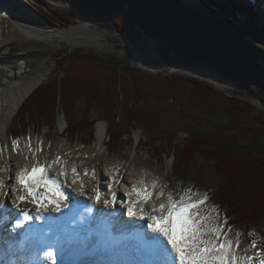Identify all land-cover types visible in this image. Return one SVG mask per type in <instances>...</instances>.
<instances>
[{"label":"trees","instance_id":"1","mask_svg":"<svg viewBox=\"0 0 264 264\" xmlns=\"http://www.w3.org/2000/svg\"><path fill=\"white\" fill-rule=\"evenodd\" d=\"M41 5L49 10L46 16L63 26L74 24L76 15H81L95 25L115 29L130 41L142 30L154 42L151 51L158 56L159 67L147 59L146 66L156 72L144 70L139 63L110 66L94 53L77 50L67 56L61 51L59 56H66L57 60V67L63 76L43 84L27 98L13 121L14 136L32 125L53 128L60 109L73 137L89 130L92 139L95 122L90 111L94 109L107 122L109 142L130 134L120 130L123 122L130 128H149L156 117L128 114L120 107V88L133 101L175 99L186 102L190 111L209 112L224 100L229 130L264 138V120L258 126L252 123L255 109L248 101L227 97L199 78L167 74L177 67L212 69L217 76L228 74L239 83L238 95L264 104V0H42ZM77 101L88 108L81 123L75 119ZM259 116L264 119V112ZM190 137L192 150L184 148L176 157V177L186 179L197 157L212 163L220 178L216 200L230 223L245 230L257 222L264 212V149L237 150L231 142L205 131Z\"/></svg>","mask_w":264,"mask_h":264},{"label":"rangeland","instance_id":"2","mask_svg":"<svg viewBox=\"0 0 264 264\" xmlns=\"http://www.w3.org/2000/svg\"><path fill=\"white\" fill-rule=\"evenodd\" d=\"M11 1L14 3H12V6L16 9L24 10L28 7L27 13L23 11L25 14L29 13L25 20L40 30L56 28L64 30L76 25L83 26L80 30L82 35L79 36L88 40L90 44L75 45L69 40L61 39L59 35L55 37L47 36L48 38H42V35H37L36 37L41 38L40 40L31 39L23 35L19 29L18 31L15 29L13 19H6L5 21L0 19V94L5 91L12 97L11 89L17 83L43 78L38 83L39 85L28 95L27 98H29L43 84L62 77L63 73L58 70L57 60L66 55L70 56L77 50L82 51L85 55L91 53L99 55L107 59L110 66L120 62L122 67H132L139 63V66L144 69L148 68L145 63V59H147L149 63L159 67V58L154 50L151 51L154 42L142 34L130 41L115 29L95 25L86 18L81 17V15H76L74 24L63 26L46 16L45 12L48 13L49 10L42 8V0ZM4 2L2 0L3 4ZM20 3L23 4V8H21ZM0 9L4 10L5 8L0 6ZM6 12L8 13L9 10H6ZM85 23H88V27L84 26ZM97 32H105L106 35L104 37L99 35L101 38L99 39ZM3 41L7 43H2ZM61 51L67 52V54L59 56ZM142 58H144V63ZM199 68L201 67H177L168 71L167 74L196 77L210 83H212L209 80L210 78L218 79L223 91L217 84L212 83V85L218 92L224 93L225 96L230 98L231 96L228 95H238L241 91L239 83L236 84V81L234 82L230 77L217 76L212 69L206 71L202 68L204 72H201ZM47 74L49 75L47 76ZM119 92L120 107L126 110L128 114L135 112L138 115H144L143 113H145L149 116H147L148 118L151 116L156 117L155 120L150 119L152 123L149 124V128L142 125L130 128L128 124L123 122L120 130L123 132L130 131V134L117 137L116 141L108 142L107 123L100 120L102 114L97 109H94L90 111L91 120L95 122L93 127L95 133L92 134V139L89 136V130H84L80 135L73 137L70 133L67 134L70 129L67 126L68 123L64 112L60 109L53 128L43 125H40V127L32 125L29 133L16 140L18 141V146L13 147L12 141L15 139L12 136L11 128L16 118L15 115L7 131L5 128L0 129V173L7 174L10 171V168L6 165L8 163L9 150H16L19 161H21L25 149L31 156L40 154L45 160L46 168L60 171V174L73 173L72 169L75 168L76 174H73L80 175L77 170L79 166L83 165L86 169L84 175L89 178H96L97 170L100 167L104 178L102 175L98 177L104 183L109 181V178L105 180V176L110 173V169H114L120 163L123 167L121 176H126L128 184H132V179L139 177L140 182H138V185L140 187L146 186L150 191L152 189L153 194L163 191L165 194L163 198L165 199H167L166 196L169 193L172 194L173 198H180L182 195L186 197L198 191V193H206L209 199L200 208V212L202 214L212 213L211 206L216 205L219 216L224 218L221 204L216 200V190L219 187L220 178L215 171L214 165L197 157L193 159L191 174L186 179H180L174 175V168L178 163L177 160L175 163V159L182 149L188 150L189 148L188 151L192 150V138L190 135L196 131H205L209 135L227 140L237 150L243 151L254 148L264 149V138L255 137L253 134L243 135L237 130H229L227 127L229 117L224 111L226 107V101L224 100H221L218 107L214 110L203 112L198 109L190 111L187 109L186 102H181L180 100L165 99L157 102L155 99H150L133 101L127 98L122 89L120 90L119 88ZM238 96L248 101L255 109V114L251 118L252 123L256 126L261 125L264 119L259 116V112H264L263 102L257 99H249L246 96ZM73 108L75 109L76 121L81 123L80 120H82L83 114L86 110L88 111L86 104L82 101H77ZM102 126L104 129L103 144L96 145L97 135ZM32 132L34 133L33 136ZM57 157H59V161L56 160ZM19 161L18 164H20ZM62 168L65 170H61ZM48 169L47 171H49ZM89 169L91 171L94 169V172L90 173ZM15 176L14 174L13 177L15 178ZM110 179L111 181L114 180L112 177ZM154 183L155 187H153ZM128 184L121 186L123 192H125ZM186 189L191 191L186 192ZM231 228L235 230L234 227ZM248 229H255L257 233L264 235V212L260 214L257 222L248 225L245 230L241 231ZM252 238L255 239L257 237Z\"/></svg>","mask_w":264,"mask_h":264},{"label":"snow or ice","instance_id":"3","mask_svg":"<svg viewBox=\"0 0 264 264\" xmlns=\"http://www.w3.org/2000/svg\"><path fill=\"white\" fill-rule=\"evenodd\" d=\"M12 145L17 147L18 141L13 140ZM56 160L59 161V157ZM72 172L76 174V169L73 168ZM15 179L22 189V193L16 196V200H29L37 205L36 210L41 215L49 205H54L56 212L60 211L61 205L55 197L62 193L48 179L47 168L44 164L33 163L30 168L27 166L21 168ZM3 187L4 181L0 180V189ZM108 187L110 189L111 185ZM95 190L96 199L99 201L100 190L99 188ZM12 191L17 192L18 189L13 187ZM132 191L136 193V197L128 203V211L133 215L139 212L142 218L148 216L145 203L152 197V191L147 187L136 185L132 186ZM185 191L190 192L191 190L186 189ZM158 195L163 197L165 194L161 191ZM116 199L117 193H113L112 206L115 205ZM208 199L205 193L195 200L183 195L177 200L169 193L166 201L152 210L154 215L149 218L153 220V223L149 224V227L153 228L158 235L151 239L158 245L160 253L171 256L172 260L178 261L179 264H264V247H262L264 235H260L255 229L233 230L227 217L219 216L216 205L211 206L212 213L202 214L200 208L206 204ZM141 202H143L142 205ZM24 219L29 220L31 217L25 212ZM161 236L165 238L167 245L171 246L170 250L164 241L160 240ZM249 249L253 251L250 252ZM46 255L52 258L53 253L49 251Z\"/></svg>","mask_w":264,"mask_h":264},{"label":"bare ground","instance_id":"4","mask_svg":"<svg viewBox=\"0 0 264 264\" xmlns=\"http://www.w3.org/2000/svg\"><path fill=\"white\" fill-rule=\"evenodd\" d=\"M4 1L5 2L3 4L2 0H0V6L5 8L4 10L0 9V19H3L4 21L6 19H13L14 20V26L16 27L15 29H17V31H18V29L20 31H22L23 35L28 36L31 39H37V40L41 39L39 37H36L37 35H39V36L42 35V38H45V37L48 38L49 36L55 37L56 35H59V37H61V39L69 40L75 45H84V44L89 45L90 44V42L88 40L79 36V35H82L80 30H81V27H83V26H77L76 25V26H73L71 28L64 29V30L59 29V28L50 29V30L45 29L46 31L40 30L38 27L31 25V23L29 21L25 20L26 17L29 16V13L28 14L24 13V12L27 13V10H29L28 7H26L24 10L16 9L12 6L13 1H11V0H4ZM25 4H27V2H25ZM20 6H21V8H23L22 3H20ZM6 10H9V12L7 13ZM25 22H27V23H25ZM84 26L88 27V23H85ZM95 35H96V33H95ZM99 35H100V37H104L106 35V33L105 32H100V33L97 32L98 37H99ZM100 37H99V39H101ZM5 42L6 41H3L2 43H5ZM48 75L49 74H47V76ZM42 79L43 78H39V79L28 80L26 82L17 83L16 85H14L13 89H11L10 93H12V97L9 93H7L5 91L2 92V94H0V129L5 128L6 131L9 129L10 124L13 121V118L19 112L21 105H23V102L25 101V99L36 88V86L39 85L38 83H40V81ZM103 133H104V129L102 126V128L99 129V132L97 135V144L96 145L103 144ZM33 135H34V133L32 132V136ZM23 150H24V148H23ZM13 157H15V158H13ZM18 158L19 157L16 155V150H11V151L9 150V154H8V158H7L8 163L6 165L8 168H10V171L7 174L0 173V180L4 181V187L2 189H0V193L3 196H5L7 200H13V199L15 200L16 199L15 195L16 194L18 195V193H20V194L22 193L21 186L19 184H17L16 179L13 177L14 174L16 175L17 172L20 171V169L25 167V166L30 168L33 163H40V164L45 165V160H43V158L40 154L31 156L30 153H27L26 149H25V153H24L23 157H21V161H19ZM16 159L20 162V164H18V161ZM11 164H12V167H11ZM86 165H87V163H86ZM72 167H74V166H72ZM122 168H123L122 165L120 163H118L117 167H115L114 169L113 168L110 169V173L107 176H105V180L109 178V181L105 182V183H104V181H100L99 177H98V176L102 175L104 178V174L102 173V169H100V167L97 170V175L95 173V175L97 176L96 178L86 177V175H84V172L86 171V169H85V167H83V165L79 166L78 170H77V171H79L78 173H80V175H74L71 172H67V174H60V171H53L52 169H48V168L47 169L49 171H47V175H48V179L52 180L51 182L59 190V192H60L59 185H64L65 182H68V180H70L71 183H75V184H72L73 190L79 188V184H81V185H83V193L86 194V196H88V197H93L95 195V193L93 192L94 188L95 189H97V188L102 189L103 188L104 190H107V189L109 190L108 185H111L112 190L114 189L117 194H122L123 188L121 186H123L124 184H128V180H127L126 176L125 175H123V177L121 176L122 175ZM61 170H65V169L62 168ZM92 171L94 172V169ZM92 171L90 170V173H92ZM77 177H79V178H77ZM111 177L114 178L113 181H111V179H110ZM67 178H69V179H67ZM74 178L79 179L80 181H77L78 182L77 183V182H75L76 179H74ZM139 180H140L139 177L135 178L134 180L132 179L133 183L128 184L130 186V188L125 189V191L128 192V195H129V193H131V197H133L132 199H135V196H136V193L132 191V186L136 185L139 187V185H138L139 184L138 182H140ZM13 187H16L18 189V191L13 192L12 191ZM7 191H8V194L5 195L4 193ZM40 191H43V189H40ZM203 194H204L203 192H201V193L196 192L190 198L195 200V199L201 197ZM154 195H156V199L158 201H160V203L166 201L165 198L160 197L157 193H154ZM123 196H124V193H123ZM194 196H196V197H194ZM187 197H189V196H186V198ZM63 198L64 199L66 198V194L63 196ZM63 198L60 197L59 195H57L55 197V199L58 201L59 204L63 203ZM166 198H167V196H166ZM174 199H178V197L174 198ZM157 200H155V201H157ZM20 204L22 205L21 207H23L24 205H27V204H31L32 206H34V208H37V205L31 203L29 200H24ZM53 207H54V205H49L48 209H51ZM154 207L155 206L153 204L151 208L153 209ZM249 251L251 252L253 250L249 249ZM167 257L168 258L166 259L165 264H169L170 261H171V264H177V263L179 264L178 261H173L171 256H167Z\"/></svg>","mask_w":264,"mask_h":264},{"label":"water","instance_id":"5","mask_svg":"<svg viewBox=\"0 0 264 264\" xmlns=\"http://www.w3.org/2000/svg\"><path fill=\"white\" fill-rule=\"evenodd\" d=\"M141 34L143 35V36H145L147 39H149V37L144 33V32H142L141 31ZM142 62L144 63V58H142ZM200 70H201V72H204L203 71V69L202 68H199ZM144 70H150V71H153V72H156V70L155 69H151V68H144ZM227 76L229 77V75L227 74ZM212 83H215V84H217V86L221 89V84H220V81L218 80V79H215V78H210L209 79ZM222 90V89H221ZM223 91V90H222ZM228 96H231V97H234V98H237V99H240V100H242V101H245L244 99H242L240 96H238V95H234V94H232V95H228Z\"/></svg>","mask_w":264,"mask_h":264},{"label":"clouds","instance_id":"6","mask_svg":"<svg viewBox=\"0 0 264 264\" xmlns=\"http://www.w3.org/2000/svg\"><path fill=\"white\" fill-rule=\"evenodd\" d=\"M80 191L83 192V189H80ZM93 192L95 193V195L92 197V199H93L94 201H97V199H96L97 193H96L95 188L93 189ZM113 193H116L114 189H113L112 192H111V196H112ZM99 197H101V193H99ZM99 200H100V199H99ZM97 202H99V201H97ZM103 204L106 205V206H111V205H112V201H111V199H104V200H103ZM142 204H143V202H141V205H142ZM127 209H128V205H127ZM139 214H140L139 212L135 213V215H139ZM128 215L132 216L133 213L130 212V211H128Z\"/></svg>","mask_w":264,"mask_h":264}]
</instances>
